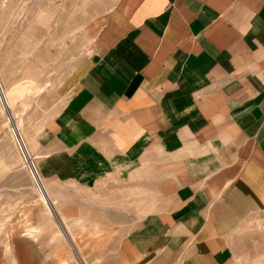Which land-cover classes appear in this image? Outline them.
<instances>
[{"label":"crops","instance_id":"0c3cea01","mask_svg":"<svg viewBox=\"0 0 264 264\" xmlns=\"http://www.w3.org/2000/svg\"><path fill=\"white\" fill-rule=\"evenodd\" d=\"M113 1L48 126L76 263L264 264V0Z\"/></svg>","mask_w":264,"mask_h":264},{"label":"rangeland","instance_id":"374dc122","mask_svg":"<svg viewBox=\"0 0 264 264\" xmlns=\"http://www.w3.org/2000/svg\"><path fill=\"white\" fill-rule=\"evenodd\" d=\"M114 5L0 0V264H77V248L56 211L41 202L27 159L48 187L44 155L54 142L48 126L68 101L72 69L91 55Z\"/></svg>","mask_w":264,"mask_h":264},{"label":"built area","instance_id":"2783aa9c","mask_svg":"<svg viewBox=\"0 0 264 264\" xmlns=\"http://www.w3.org/2000/svg\"><path fill=\"white\" fill-rule=\"evenodd\" d=\"M0 95L4 98V90H3V86H2V84H1V82H0ZM4 100H5V98H4ZM2 104L5 105V104H6V101H5V104H4V102H3V100H2ZM19 137H20V135H19ZM20 139H21V137H20ZM19 143H20V142H19ZM21 143H22V145H23L22 139H21ZM21 143H20V144H21ZM23 147H24V146H23ZM20 148H21V150H22L21 145H20ZM24 148H25V147H24ZM27 155H28V154H27ZM24 156H26V154H24ZM28 156H29V155H28ZM27 161H28L29 164H30V171H31V173H32V176H33V178H34V181H35L37 187H38L40 190H42V189L44 188V187H43V183H42V179H41V177H40V175H39V173H38V171H37V169H36V167H35V165H34L32 159L30 158V156H29V159H27Z\"/></svg>","mask_w":264,"mask_h":264},{"label":"bare ground","instance_id":"6f19581e","mask_svg":"<svg viewBox=\"0 0 264 264\" xmlns=\"http://www.w3.org/2000/svg\"><path fill=\"white\" fill-rule=\"evenodd\" d=\"M4 98H5V97H4ZM19 135H20V134L18 133V137H19ZM20 137H21V136H20ZM20 137H19L18 139H20ZM20 140H21V139H20ZM22 142H23V140H22ZM23 145H24V144H23ZM28 157H29V156H28Z\"/></svg>","mask_w":264,"mask_h":264}]
</instances>
